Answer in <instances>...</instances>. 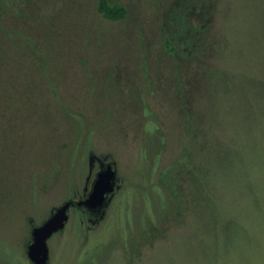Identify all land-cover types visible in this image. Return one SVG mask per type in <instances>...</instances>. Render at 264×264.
Masks as SVG:
<instances>
[{"label": "rangeland", "instance_id": "rangeland-1", "mask_svg": "<svg viewBox=\"0 0 264 264\" xmlns=\"http://www.w3.org/2000/svg\"><path fill=\"white\" fill-rule=\"evenodd\" d=\"M110 1L0 0V264H264V0Z\"/></svg>", "mask_w": 264, "mask_h": 264}, {"label": "water", "instance_id": "water-1", "mask_svg": "<svg viewBox=\"0 0 264 264\" xmlns=\"http://www.w3.org/2000/svg\"><path fill=\"white\" fill-rule=\"evenodd\" d=\"M113 178L114 170L111 165L99 171L91 192L78 204L86 206L91 211H99L105 204L108 194L114 189ZM70 206L71 202L64 203L44 224L33 229L32 242L28 247V256L32 264H47L49 258L47 241L53 233L64 227Z\"/></svg>", "mask_w": 264, "mask_h": 264}, {"label": "trees", "instance_id": "trees-1", "mask_svg": "<svg viewBox=\"0 0 264 264\" xmlns=\"http://www.w3.org/2000/svg\"><path fill=\"white\" fill-rule=\"evenodd\" d=\"M98 11L101 14H103L104 17H106V18H108L110 20H118V19L124 18L126 16V14H127V10H126V8L124 6L119 5L117 3H112L110 0H99V2H98ZM209 161H211V158L208 157V158L205 159V162H209ZM205 162H203V164ZM211 166H212L211 163L204 164L203 168H201V169L209 170V169H211ZM194 178H195V182L198 181V180L200 181V174L198 176H194ZM206 189L204 187V191L202 192L203 195H199V197L202 198V196H203L202 199H203L204 205H206L208 207V205H211L213 203V200H212V196L210 195V193L209 194L207 193ZM207 190H209V189H207ZM68 202L77 203L74 200H71V201H68ZM215 215H216V212L213 210L212 213H211V218H214ZM215 223H216V226L214 227V231L216 233V232L221 230V225H218L217 221H215ZM222 233H223V231H222ZM216 235H218V234L216 233ZM207 245H208V243H204L203 246H202V249H203L202 252L204 254V257H207V254H206V252L208 251ZM215 255L216 256L212 257V262H214V264H230V262H232L231 258L227 257V254L222 252L220 249H219V251L215 252ZM204 260H206V259L204 258Z\"/></svg>", "mask_w": 264, "mask_h": 264}, {"label": "flooded vegetation", "instance_id": "flooded-vegetation-1", "mask_svg": "<svg viewBox=\"0 0 264 264\" xmlns=\"http://www.w3.org/2000/svg\"><path fill=\"white\" fill-rule=\"evenodd\" d=\"M78 202H79V201H78ZM78 202H77V203H75V202L72 203V202H71V203H72L71 206H82V205H79Z\"/></svg>", "mask_w": 264, "mask_h": 264}]
</instances>
